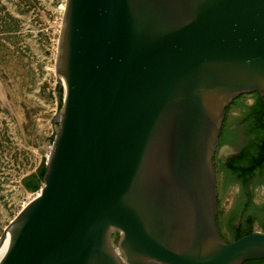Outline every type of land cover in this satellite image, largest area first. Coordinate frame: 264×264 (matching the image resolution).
<instances>
[{"label": "water", "instance_id": "95a60500", "mask_svg": "<svg viewBox=\"0 0 264 264\" xmlns=\"http://www.w3.org/2000/svg\"><path fill=\"white\" fill-rule=\"evenodd\" d=\"M54 71L40 195L0 264L264 260L263 232L220 235L212 160L226 107L264 97V0H66Z\"/></svg>", "mask_w": 264, "mask_h": 264}, {"label": "rangeland", "instance_id": "374dc122", "mask_svg": "<svg viewBox=\"0 0 264 264\" xmlns=\"http://www.w3.org/2000/svg\"><path fill=\"white\" fill-rule=\"evenodd\" d=\"M65 2L0 0V234L26 204L30 192L21 180L45 164L53 140Z\"/></svg>", "mask_w": 264, "mask_h": 264}, {"label": "flooded vegetation", "instance_id": "af4514ba", "mask_svg": "<svg viewBox=\"0 0 264 264\" xmlns=\"http://www.w3.org/2000/svg\"><path fill=\"white\" fill-rule=\"evenodd\" d=\"M212 160L222 238L231 242L248 231L264 233V97L245 93L226 107Z\"/></svg>", "mask_w": 264, "mask_h": 264}, {"label": "trees", "instance_id": "16d2710c", "mask_svg": "<svg viewBox=\"0 0 264 264\" xmlns=\"http://www.w3.org/2000/svg\"><path fill=\"white\" fill-rule=\"evenodd\" d=\"M45 172V165L41 166L36 173L30 174L22 179L23 187L29 192H34L38 190L43 182V175ZM251 231H248L246 234H249ZM240 237H237L238 239ZM264 261V260H263ZM262 261V262H263ZM243 264H254L252 261H246Z\"/></svg>", "mask_w": 264, "mask_h": 264}, {"label": "built area", "instance_id": "2783aa9c", "mask_svg": "<svg viewBox=\"0 0 264 264\" xmlns=\"http://www.w3.org/2000/svg\"><path fill=\"white\" fill-rule=\"evenodd\" d=\"M53 138V137H52ZM51 145V144H50ZM50 145L48 146V150H47V153L50 149ZM41 187V186H40ZM40 187L38 188V190L34 191V192H30L28 195H27V201L26 203H28L29 201H31L32 199L38 197L40 195Z\"/></svg>", "mask_w": 264, "mask_h": 264}, {"label": "bare ground", "instance_id": "6f19581e", "mask_svg": "<svg viewBox=\"0 0 264 264\" xmlns=\"http://www.w3.org/2000/svg\"><path fill=\"white\" fill-rule=\"evenodd\" d=\"M3 254V247L0 249V257L2 256Z\"/></svg>", "mask_w": 264, "mask_h": 264}]
</instances>
